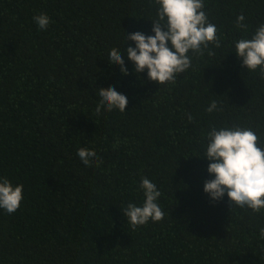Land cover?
<instances>
[{"label":"trees","instance_id":"trees-1","mask_svg":"<svg viewBox=\"0 0 264 264\" xmlns=\"http://www.w3.org/2000/svg\"><path fill=\"white\" fill-rule=\"evenodd\" d=\"M203 2L221 47L189 52L192 66L159 85L126 52L127 35H154V0H0V178L23 185L20 207L0 209V264H264V209L213 201L203 158L212 127L249 128L264 149V78L234 51L264 24V0ZM110 86L126 109L97 115ZM213 100L221 110L208 113ZM79 148L102 162L85 166ZM142 177L164 218L133 230L122 211L142 206Z\"/></svg>","mask_w":264,"mask_h":264},{"label":"clouds","instance_id":"clouds-1","mask_svg":"<svg viewBox=\"0 0 264 264\" xmlns=\"http://www.w3.org/2000/svg\"><path fill=\"white\" fill-rule=\"evenodd\" d=\"M154 4L157 6L156 18L152 20L154 35L139 31L127 35L126 40L135 43V47L127 46V56L136 74L147 69L150 81L159 85L175 83L177 74L192 66L189 52L203 56L207 50L212 56L215 53L209 46L220 48L221 40L217 36L216 25L208 21L203 10V0H154ZM33 20L40 30H45L50 23V18L43 13L35 15ZM244 20L243 14L237 16L238 29H247ZM234 49L237 57L242 59L243 67L249 71L259 69L261 78H264V24L256 28L251 39L236 40ZM107 60L111 65H120L121 73L128 75L120 50L112 48ZM98 96L97 115L102 109L124 112L128 104L127 97L112 86L99 88ZM220 110L215 100L206 108L208 113ZM192 120L189 115L188 121ZM258 139L251 129L238 126L212 127L207 133L208 144L203 158L210 161L207 171L214 178L205 181L204 192L213 201L221 200L226 193L232 207H247L257 213L264 209V149L257 146ZM77 156L89 167L94 160L97 166L102 162L94 150L87 148H79ZM139 187L145 197L142 206L128 203L122 211L133 230L149 220L159 222L164 218V212L157 203L161 196L157 186L142 177ZM22 199V184L14 186L7 178H0V209L14 213ZM260 237L264 238V228L260 229Z\"/></svg>","mask_w":264,"mask_h":264}]
</instances>
